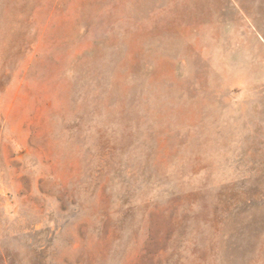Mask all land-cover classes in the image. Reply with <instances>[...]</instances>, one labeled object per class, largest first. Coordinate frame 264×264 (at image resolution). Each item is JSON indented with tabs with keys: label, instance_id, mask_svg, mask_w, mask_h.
<instances>
[{
	"label": "rangeland",
	"instance_id": "1",
	"mask_svg": "<svg viewBox=\"0 0 264 264\" xmlns=\"http://www.w3.org/2000/svg\"><path fill=\"white\" fill-rule=\"evenodd\" d=\"M0 264H264V0H0Z\"/></svg>",
	"mask_w": 264,
	"mask_h": 264
}]
</instances>
